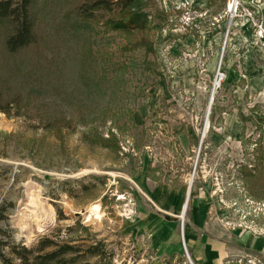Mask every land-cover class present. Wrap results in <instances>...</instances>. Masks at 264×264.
I'll list each match as a JSON object with an SVG mask.
<instances>
[{
    "label": "rangeland",
    "instance_id": "1",
    "mask_svg": "<svg viewBox=\"0 0 264 264\" xmlns=\"http://www.w3.org/2000/svg\"><path fill=\"white\" fill-rule=\"evenodd\" d=\"M88 1L35 0L37 47L13 55L0 27V81L21 93L0 111V254L212 264L211 239L246 248L222 264H264V0H134L67 34Z\"/></svg>",
    "mask_w": 264,
    "mask_h": 264
},
{
    "label": "trees",
    "instance_id": "2",
    "mask_svg": "<svg viewBox=\"0 0 264 264\" xmlns=\"http://www.w3.org/2000/svg\"><path fill=\"white\" fill-rule=\"evenodd\" d=\"M34 1L35 0H20L19 4L17 3L20 6L18 7L12 6L10 0H0V27H7V24H9V26L5 28L4 33H2V41L4 42L5 51H8L11 55L21 52V50L26 49L29 45L37 47L36 42L38 35H36L35 24L31 16V4ZM132 3H134V0H115L114 2H112V0H90L86 5L73 4L67 7L62 13L61 19L63 29L67 34L73 35L92 24L94 10L106 9L110 11L113 9L112 7L116 6L119 10H124L131 6ZM91 57L92 48L88 47V56H85L83 59L85 68L88 66ZM86 75L89 74L84 72L83 77L86 78ZM1 84L3 85L0 87V111L9 112L10 104L16 101L11 96L15 97L21 93L17 92L15 95H12L9 85H6L4 82ZM100 140L104 142L102 138ZM104 144L110 147L118 145L116 137H106ZM45 246H47V244ZM70 248L72 247L67 246L59 252H57V250H50L44 253H35L30 257L21 256L19 264H66L61 258V255L65 254ZM0 264L16 263L0 254Z\"/></svg>",
    "mask_w": 264,
    "mask_h": 264
},
{
    "label": "crops",
    "instance_id": "3",
    "mask_svg": "<svg viewBox=\"0 0 264 264\" xmlns=\"http://www.w3.org/2000/svg\"><path fill=\"white\" fill-rule=\"evenodd\" d=\"M208 239L211 238V236H208ZM206 244H204V249L201 251V254L205 255V260H207V256L212 258L213 262L212 264H222L223 256L226 254V252L229 251V253L239 254V252L245 251L246 248H238L235 246H231L228 250H225V248H221L218 243L215 244V241L209 239L206 240Z\"/></svg>",
    "mask_w": 264,
    "mask_h": 264
},
{
    "label": "bare ground",
    "instance_id": "4",
    "mask_svg": "<svg viewBox=\"0 0 264 264\" xmlns=\"http://www.w3.org/2000/svg\"><path fill=\"white\" fill-rule=\"evenodd\" d=\"M37 197V196H36ZM36 201V200H35ZM185 202H186V200L184 201V203H183V206H182V212H181V214H180V218H181V221H183V219H184V215H185V212H186V206H185ZM40 204L42 205V202H40ZM185 207V208H184ZM41 213V212H40ZM40 216V215H39ZM101 213H100V211H99V205L98 204H94V205H91L90 207H89V214L87 215V219H89V220H100L101 219ZM37 217L38 216H36L35 215V217H34V221H36L37 220ZM182 225V224H181ZM183 228H184V225H183V227H182V232H184V230H183ZM182 232H181V235H182Z\"/></svg>",
    "mask_w": 264,
    "mask_h": 264
},
{
    "label": "water",
    "instance_id": "5",
    "mask_svg": "<svg viewBox=\"0 0 264 264\" xmlns=\"http://www.w3.org/2000/svg\"><path fill=\"white\" fill-rule=\"evenodd\" d=\"M212 98H213V94L211 95V97H210V101H209V110H208V113H209V111H210V106H211V101H212ZM207 116H208V114H207ZM190 188H191V182H190V184H189V188H188V191H187V197H186V202H185V206L187 205V203H188V200H189V198H190V195H189V192H190ZM185 208V207H184ZM185 247V246H184ZM185 255H187V258H188V261H189V263L190 264H194L193 263V261H192V259H191V257H190V255L186 252V250H185Z\"/></svg>",
    "mask_w": 264,
    "mask_h": 264
},
{
    "label": "built area",
    "instance_id": "6",
    "mask_svg": "<svg viewBox=\"0 0 264 264\" xmlns=\"http://www.w3.org/2000/svg\"><path fill=\"white\" fill-rule=\"evenodd\" d=\"M217 74L219 76V81H218V83H219L222 80V78H223V74H221L219 71L217 72Z\"/></svg>",
    "mask_w": 264,
    "mask_h": 264
}]
</instances>
